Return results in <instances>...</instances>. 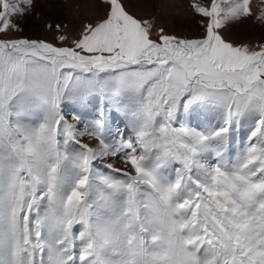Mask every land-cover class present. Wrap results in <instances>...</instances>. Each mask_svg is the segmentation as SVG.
Returning <instances> with one entry per match:
<instances>
[{"label": "snow or ice", "instance_id": "6c2138e0", "mask_svg": "<svg viewBox=\"0 0 264 264\" xmlns=\"http://www.w3.org/2000/svg\"><path fill=\"white\" fill-rule=\"evenodd\" d=\"M36 2L0 0V264H264V34L224 35L264 9L189 0L181 36L98 0L48 40Z\"/></svg>", "mask_w": 264, "mask_h": 264}, {"label": "rangeland", "instance_id": "374dc122", "mask_svg": "<svg viewBox=\"0 0 264 264\" xmlns=\"http://www.w3.org/2000/svg\"><path fill=\"white\" fill-rule=\"evenodd\" d=\"M189 0H129V10L138 17H155L170 32L181 36H196L200 29L188 8ZM98 0H37L33 15L23 22L19 35L52 39L47 23H63L68 32H75L83 23L98 19ZM253 11L264 9V0H252ZM264 29L254 19H245L225 30L226 38L236 43L257 42ZM122 167L118 160L109 161Z\"/></svg>", "mask_w": 264, "mask_h": 264}]
</instances>
